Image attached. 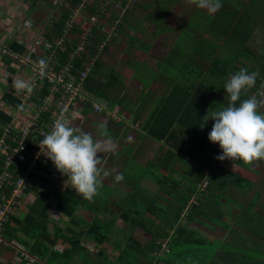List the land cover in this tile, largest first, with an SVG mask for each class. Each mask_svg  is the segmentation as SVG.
<instances>
[{
	"label": "trees",
	"instance_id": "1",
	"mask_svg": "<svg viewBox=\"0 0 264 264\" xmlns=\"http://www.w3.org/2000/svg\"><path fill=\"white\" fill-rule=\"evenodd\" d=\"M66 1L75 7L80 0ZM112 1L118 3L122 10L127 0ZM138 4L137 0L131 9L122 11L119 16L111 14L112 19H120L112 40L117 32H123L124 25L136 31L141 29L137 21H133L134 26L129 25L128 17ZM50 7L60 8L58 19L52 21L51 27H45L43 35L52 44L51 39L60 35L62 25L71 11L64 5ZM162 10L166 8L163 7ZM165 14L154 13L151 18L160 16L156 21L158 34L170 36L172 43L169 53L160 61L159 69H149L148 72L151 74V82L157 79L168 84L165 94L157 97L153 92L145 91L142 97H137L138 100L134 101L129 94L130 90L124 86L122 75L100 60L95 62L84 85V90L92 99L104 101L106 110L116 108L118 111V121L103 117L106 123L97 124L98 136L119 141L123 132L120 122L126 120L119 111L124 110L128 112L132 124L140 121V131L144 136L140 135L138 139L146 137L158 143V147L152 156L144 160H140L137 153L128 146L108 156L110 163L121 165L116 171L123 174L124 180L125 172L131 173L129 180H126L129 182L128 186L131 185L130 192L124 193L125 195H119L115 187L105 188L107 195L117 194L118 198L114 202L100 197L101 189H98L99 193L91 201L83 199L69 188L51 193L39 190L32 203L24 206V213L9 214L2 237L12 246L16 242L34 260L30 263L20 257L21 261L16 264H70L72 259L81 264H193V261L195 264H264V251L260 247V244L264 246V225L257 218L248 217V210L256 205L264 206V187L256 179L253 181L248 178L249 174L254 175V178L260 175V171L252 165L264 166V159L251 162L217 159L221 149L207 138L213 121L210 118L203 127L199 126L207 111L227 105L228 96L223 85L242 67L250 72L256 71L259 75L256 84L241 98L256 96L259 101L258 97L264 96V93H259L264 92V49L261 53H255L247 47L251 29L245 25L243 18L232 24L229 21L223 28L217 27L219 19L227 14L224 11H218L213 16L208 14L204 20H187L179 25L175 37V30L164 26ZM234 14L235 12H231L230 16ZM122 21L124 25H121ZM208 33L212 34L209 35L213 40L203 38ZM94 35L89 51L105 36L97 29L94 30ZM127 38V44L139 42L133 35ZM8 39L3 46L19 54L27 53L21 44ZM139 43L145 52L150 48V45ZM69 46L65 44L58 50L61 61ZM2 58L7 65V58ZM79 66L80 63L77 62L76 68ZM10 70L18 71L12 68ZM139 83L146 87L143 82ZM31 92L33 96L29 104L36 110L40 100L49 94L48 87L41 85ZM0 101L12 109H18L20 105L18 95L6 90L2 91ZM91 104V101L85 103L81 113L91 112ZM258 110L262 111V104ZM52 113V110L40 112L37 122L45 125ZM10 119L0 108V125L10 122ZM30 145L28 144L29 147ZM226 159L244 169L248 176L222 167L220 163H226ZM3 161L2 155L0 172ZM207 162H210L209 165H206ZM42 163L43 161L38 162L37 169H43ZM23 165L20 161L10 165V181H13L15 175L22 173ZM104 177L116 183L113 177ZM144 179L153 183L156 190L150 191L140 186ZM31 180L36 183L41 181V184L45 182L42 177L38 178L30 173L24 194L30 188L28 183ZM11 189L12 186H6L1 193L9 195ZM50 195L52 202H47L46 196L49 198ZM232 207L239 208V212L234 214L233 225H242L244 222L245 226L240 228L252 235L241 236L240 230L230 229L232 224L225 223L224 217L233 215ZM51 208L66 219L62 221L59 217L57 220L63 227L50 218ZM79 208L89 210L93 217L90 220L81 218L76 214ZM118 221L123 226L115 227ZM187 221L196 222L210 230L213 229L212 226L222 227L230 241L228 243L232 240L238 241L241 246L249 243L251 249L239 250V257L232 260L234 257L226 256V252H223L230 250L232 253L229 254L236 253L230 244L210 240L196 227L187 225ZM49 227L51 233L48 231ZM136 230L146 235L145 241L136 238ZM58 241L61 245L65 244L61 250L55 249ZM82 241L98 247L110 243L118 250V254L112 260L108 259L103 250L93 253L82 245Z\"/></svg>",
	"mask_w": 264,
	"mask_h": 264
},
{
	"label": "built area",
	"instance_id": "2",
	"mask_svg": "<svg viewBox=\"0 0 264 264\" xmlns=\"http://www.w3.org/2000/svg\"><path fill=\"white\" fill-rule=\"evenodd\" d=\"M89 2L90 0H80L75 7L70 6L66 0L54 2L58 6L64 5L71 13L62 25L60 35L51 39L52 44H49L48 40L40 35L34 40L33 49L28 48L27 53L19 54L6 48V46L0 47L1 57L7 58L9 68L23 73L26 84L31 85L32 89H39L41 85H47L49 91V94L40 100V104L35 110L29 104L33 96L32 92L15 90L20 103L16 110L17 114L20 116L29 115V120L21 123L20 126L0 125V156H4L0 172V249L12 245L2 237L6 218L20 206L29 174H36L38 162L46 159L40 153L38 144L44 135L51 130L55 120L63 118L68 123L74 115L75 109H81L85 103L90 101L93 114L104 118L108 117L115 121L118 119L116 108L112 111L106 110L104 101L92 99L84 90V85L95 62L100 60L105 49L111 43L112 36L120 23V19H112L106 24L107 20L104 17L107 16V11L111 9L113 13L119 16L122 11L131 9L137 0H127L122 10L119 4L112 0H97L93 5H90ZM88 7L89 16L76 21L80 12ZM51 25L52 21L48 27ZM95 29L105 36L89 51L88 47L95 39ZM65 44L70 46L63 61H61L58 50ZM79 59L80 61H78ZM41 60L45 62L43 66L40 64ZM77 62L80 63L79 68H76ZM41 71H43V75H41ZM49 110H52L53 113L45 121V125L41 122L38 123L39 113ZM28 144H31L30 147ZM18 161L24 164L23 171L19 175H15L13 181H10L12 175L8 169L11 164ZM6 186H12L9 195L1 193ZM17 247H14L16 253L24 260L30 263L34 261L25 251L18 250Z\"/></svg>",
	"mask_w": 264,
	"mask_h": 264
},
{
	"label": "rangeland",
	"instance_id": "3",
	"mask_svg": "<svg viewBox=\"0 0 264 264\" xmlns=\"http://www.w3.org/2000/svg\"><path fill=\"white\" fill-rule=\"evenodd\" d=\"M55 1L57 0H0V47H2V45L5 43V40L7 38L13 39L15 37L22 44H24V46L27 45L26 48L33 49L32 44L34 40H36L40 35H44L45 27L49 26L51 21L58 19L60 8L50 7V5L52 7L56 6L54 3ZM96 1L97 0H90L89 4L93 5ZM138 1H141V2L143 1L147 3L150 0H138ZM166 1H169V0H164L165 3ZM180 1H181L180 3L175 4L170 9V12L166 14V16L168 17L166 21L168 26L166 27H168L170 30H175L174 37L177 34V31H179L178 30L179 25L184 23L188 18V10H186L185 7L188 8V6L189 7L191 6V4L188 2H185V0H180ZM151 3H153L152 7L154 6L156 8L150 9L148 12H153L155 9L159 8L160 6L161 7L159 9H163L162 4H160L161 3L160 0H152ZM88 9L89 7L81 11L80 14L77 16L76 21L81 18H87L89 16ZM157 12L158 11H156V13ZM112 13L113 11L111 9L107 11V16L104 17L107 20L106 24H108V22H111ZM138 13L139 15H137ZM142 16H144V11L142 9H135V8L132 9L131 14L128 15V17L130 18L129 25L134 26L135 23H133V21L136 22L138 18L139 19L141 18L142 20L143 18ZM149 16L150 15L148 14L147 16L144 17V23L141 29H138L136 31L128 27L125 30L123 29V32H120V31L117 32L115 36L116 37L115 42L111 44L110 52H105L106 56L103 59V60H106V62H108L110 65H112L113 61H115V64H116L115 68H118V69L120 68L122 72V76L124 78L123 83L126 84L124 86H126L130 90L129 94L133 98L136 95L135 88L137 87V90H138V86L140 85L139 82H143L146 85V87L142 85L139 88L141 92L150 91V89L147 90L148 89L147 86L150 87L152 83L150 79L151 74L148 73L150 70L148 68L144 67L143 69V67H140L135 63L133 64V66H130V64L133 62H142L144 66H148V67L150 66L154 69V67H156V62L161 61L167 55L170 49V45L172 43V39L170 38V36L165 37L164 34H162V36L158 34V29L157 27H154V24L152 22L149 21ZM158 20L159 18H157V20L155 19V21L153 22L156 24V21ZM128 33H131V34H128ZM260 33H261L260 30L256 31L254 35L251 36L247 44V47L250 48L255 53H261L262 49H264V41H263V37L260 36ZM129 35L139 37V39L144 41V43L146 42L147 45H150V48L148 49V51L145 52L143 48L140 47L139 42L134 43V44H127V40H128L127 37ZM11 39H8V40H11ZM162 70L163 69L161 68L160 69L161 74H162ZM24 79H25V76L18 72L17 78L15 76L13 80H16V81L23 80L24 81ZM156 82L160 83L159 80H157ZM8 85L10 86L9 89L13 88L12 84L9 83ZM259 93L263 94L264 92L261 91ZM258 98H259V101L264 102L263 95L262 97H258ZM75 110L76 111H74V117L68 122V124L75 128L82 129L84 131L91 133L94 136V138L97 140V142L103 145L104 141L96 133L97 123L102 121V118L91 112H89L88 114L87 113L83 114V116H81L80 115L81 109H75ZM115 111L118 112L117 109H115ZM119 113L121 117H125L128 120V116L125 112L121 110L119 111ZM116 121H118V119H116ZM125 121L122 120V122H125ZM127 122H128V125L123 124L124 130H126V136L121 137V140L119 139L121 142L118 141V142H115L116 144H112L111 149L117 146L118 148H120L124 144L130 145L133 141L136 142V138H135L136 137V134H135L136 127L132 126L129 123V120ZM183 135L185 134L183 133ZM139 141L143 142L144 140L142 138ZM152 145L153 147L147 148L146 152L143 151L142 153V151H140L139 153L140 155H137V157L140 160H144L152 156L154 150L158 147V145H154V144ZM131 146L132 145H130V147ZM108 151L109 150H104V152H102L100 150L98 152V156L101 157V161H99L98 167L101 169V172H104L105 175L110 176V177H115V175L117 174V171L115 170L114 167H110L112 165H110V163L106 161V157L108 158L107 156ZM227 161L228 160L226 159V163L224 161L220 163V165L236 173H240V174L245 173V171L241 170L240 168L236 166H233ZM46 162L43 161L42 167L44 169L45 166L46 167L48 166L49 168L53 170V174H54L53 178L57 182L56 184L58 186V188L53 187L52 191H54L55 189H58V190L65 189V186L67 182L69 181V179H67V176L62 174L60 171H58L49 159L46 160ZM209 163L210 162H207L206 165H209ZM253 166L255 169L258 168V166L256 165H253ZM40 173L41 171L37 169V172L35 175L37 177H42ZM130 175L131 173L129 171L128 173L125 172V180H129L128 176ZM128 183L129 182H127L126 184L127 187H124V191H127V192L130 191V186H131V185L128 186ZM141 185H143V188H146V190L147 189H149L150 191L156 190V186L153 185V183L151 182H147L146 179L142 180ZM114 187L116 189H121V187H119L118 185H115ZM203 189H204V185L201 186V190ZM71 190L74 193L80 195L79 193L75 192L73 188ZM105 192H106L105 188H103L101 190V193L99 194L100 197H103L105 199V197L107 196V193ZM110 201L114 202L115 198L114 197L110 198ZM111 206L112 205H109L108 207H110V209H113V206L112 207ZM76 214H78V216L82 217L85 220H90L93 217L92 213L89 212V210L86 211L81 208L76 211ZM57 215L61 218L62 221L66 220L63 216L57 214L54 208H51L50 218L54 221L56 220ZM183 222L185 223V221ZM187 222H188L187 225L196 227L198 230L202 231L204 235H208V236L211 235L213 237H221L222 231L217 228H215V230L213 231H209L206 228L199 226L196 222H191V221H187ZM58 224L60 227H63L62 223H58ZM121 226H123V224L120 221L116 222L115 227L119 228ZM48 231L49 233L52 232L50 227ZM135 234H136L135 235L136 238L140 240L145 241L147 238L146 235H144V233L140 230H136ZM142 235H144L143 238H142ZM82 245L85 246L88 250H90L93 253L97 252L99 249L103 250L107 254L108 259H111V260L115 258L116 255L118 254V250L114 248V246H112L110 243H105L101 245L100 247H98V246H93L92 243H87L86 241H82ZM63 246H65V244L61 245V243L58 241L57 244L55 245V249L61 250ZM17 248H19L18 250L25 251L21 247H17ZM17 260L18 259H15V257H12L10 260H8V262L13 264V262H16ZM1 264H5V262L4 263L1 262ZM70 264H81V263L76 259H72Z\"/></svg>",
	"mask_w": 264,
	"mask_h": 264
},
{
	"label": "clouds",
	"instance_id": "4",
	"mask_svg": "<svg viewBox=\"0 0 264 264\" xmlns=\"http://www.w3.org/2000/svg\"><path fill=\"white\" fill-rule=\"evenodd\" d=\"M194 3L198 8L212 13L221 7L222 0H194ZM44 63L43 60L40 61L41 66ZM43 74L41 71V75ZM258 75V72H250L244 67L234 72L223 85L228 96L227 105L207 111L201 119L200 127L210 118L213 121L207 138L221 149L217 156L219 160L228 158L251 162L264 159V111L258 110L264 102L258 101L256 96L241 98L256 84ZM15 87L28 92L32 90L31 85L23 80H17ZM38 145L40 153L70 179L75 192L85 200L94 199L98 194L101 176L98 152L111 150L110 137H106L101 145L91 133L70 126L63 118H58ZM123 179L122 173H117L114 177L117 182Z\"/></svg>",
	"mask_w": 264,
	"mask_h": 264
},
{
	"label": "crops",
	"instance_id": "5",
	"mask_svg": "<svg viewBox=\"0 0 264 264\" xmlns=\"http://www.w3.org/2000/svg\"><path fill=\"white\" fill-rule=\"evenodd\" d=\"M222 1H224V2H222L221 3V7L218 9V10H216L215 12H212V13H209L206 9H202V8H198L196 5H195V3H194V0H185V2H188V3H190L191 4V6L189 7L188 6V8H186L185 7V9L186 10H188V18H187V20H191L192 18H194V19H196L195 21H199V18L200 19H202V20H204L203 18H206V16L208 15V14H210L209 16H213V14H215L216 15V13L219 11H224V12H226L227 14L225 15V17L223 18H221V20L219 19V21H220V23L217 25V27H220V28H223L224 26H227L228 24H229V21H230V24H232V22H235L237 19H240V18H243V19H245L244 20V22L246 23L245 25H247V26H250V29H251V33H250V36H249V39H248V42H249V40H250V38H251V36H253L254 35V33L256 32V31H258V30H260L261 31V33H260V36H262L263 37V41H264V0H222ZM139 2V4L138 5H136L134 8L135 9H142L143 11H144V16H142L143 18H142V20H141V18L139 19L138 18V20H137V22H139V27L140 28H142V25H143V23H144V17L145 16H147L148 14L150 15L149 16V21L150 22H152L153 24H154V27H157L156 25L157 24H155L153 21H155V19L154 18H158V17H160V16H158V17H154L153 19L151 18V16L154 14V13H156V11H158L157 13H160V12H163V14H165V11H166V14L168 13V12H170V9L175 5V4H178V3H180L181 1L180 0H169V1H166V3L164 2V0H160V4H162V6L163 7H165L166 8V10H162V9H159V8H157V9H155L153 12H148L150 9H154V8H156V7H152V4L153 3H151L152 2V0H150L149 2H147V3H145V2H141V1H138ZM182 5V4H181ZM133 8V9H134ZM231 12H235V14H234V16L233 15H231L230 16V13ZM165 14V15H166ZM137 15H139V13L137 14ZM167 16H165V20L167 21ZM187 20L184 22V23H186L187 22ZM166 21H165V23H164V26H168L167 25V23H166ZM125 23L122 21L121 22V25H124ZM128 28V26L127 25H124V30L125 29H127ZM131 29V28H130ZM128 34H131V33H128ZM210 33H208L207 35L205 34V35H203V38H206V40H209V39H211V40H213V38H211L212 36H210V35H212V34H210ZM135 37V36H134ZM135 38H137L138 39V41L139 42H143L144 43V41H142V40H140L139 39V37H135ZM9 39H11V38H9ZM14 39V41H16L18 44H21L24 48H25V51H27V49L28 48H26V46H24V44H22L19 40H17L15 37L13 38ZM12 39V40H13ZM115 39H116V37L113 39V40H111V43H109V47L104 51V53H103V55L101 56V58H100V62L101 63H103L105 66H110L111 68H115L116 67V64H115V61H113V63H112V65H110L108 62H106V60H103L104 59V57L106 56L105 55V52H110V49H111V44H113L114 42H115ZM205 40V39H204ZM217 40V39H216ZM11 41V40H10ZM218 42H220V40H217ZM145 44H147L146 42H145ZM125 47H126V45H125ZM169 53V52H168ZM167 53V54H168ZM3 58L2 57H0V90H1V88H2V90L0 91L1 93H0V96H1V94H2V91H4V90H6V91H9L10 93H12L13 91H15V90H18V89H16V87H15V82H16V80H13L14 79V77L16 76V78H17V74H18V72L19 73H21V74H23L22 72H20V71H11L10 70V68H9V66H8V64L6 65L3 61ZM9 62V61H8ZM137 64L138 66H140V67H143V69H144V67H146V68H148V69H151L152 71L154 70V71H157L158 69H159V64H160V61L158 62H156V67H154V69L152 68V67H148V66H144V64L142 63V62H133V63H131L130 64V66H133V64ZM116 70H117V72L118 73H120V75H122V72H121V70H120V68L118 69V68H115ZM123 77V76H122ZM123 80V79H122ZM157 80H154V81H152L151 83H152V85H150V87L148 86V89L147 90H149L150 89V92H153L152 94H154V96H161V95H163V94H165L168 90V84H166L165 82H161V80H159V82L160 83H157L156 82ZM12 84L13 85V90L11 91V89H9L10 88V86L8 85V84ZM4 85H5V87H4ZM124 85H126V84H124ZM142 85L140 84L139 86H138V90H137V87L135 88L136 89V95L134 96V98H133V100L135 101V100H138L137 99V97H142L143 95H144V92H141L140 90H139V88L141 87ZM4 87V88H3ZM156 87V88H155ZM152 89V90H151ZM19 91H21V90H19ZM14 94H16L15 92H13ZM154 98H153V96H152V100H153ZM0 108H1V110L3 111V112H5V114L7 115V116H10L11 117V119H10V122H8V123H5V124H10V125H14V126H20V124L21 123H23V122H25V121H27V120H29V115H25V116H20V115H18L17 114V109H12V108H10L9 106H7V105H5V104H3L1 101H0ZM264 103L262 104V111H264ZM115 109V108H114ZM76 111V110H75ZM82 111V109L80 110V112ZM123 112H125L126 114H127V116H128V120H129V114H128V112H126V111H124L123 110ZM92 113V112H91ZM142 113H145V111H142ZM81 116H83V114L81 113L80 114ZM98 116H100V115H98ZM74 117V115L72 116V118ZM101 118H102V121H100L99 123H97L98 125H100V124H104V123H106V121H105V119L103 118V116H100ZM71 118V119H72ZM70 119V120H71ZM127 120V118H126V121L125 120H123V121H125V122H120L121 123V128L123 129V132H122V134L119 136V139L121 140V137H124V136H126V130H124V126H123V124H127L128 125V121ZM140 121H137V123H135V124H132L131 123V121L129 120V123L132 125V126H134V127H136L135 128V130H136V142H132L130 145H132L131 147H130V145L129 144H124L122 147H120V148H118V146L117 147H114L113 149H111V150H109L107 153H108V155L107 156H110V154H115V152L116 151H120L121 149H123L124 147H126V146H128V147H130V148H132L136 153H137V155H140L139 153H140V151H142V153H143V151L144 152H146L147 151V148H149V147H153V145L152 144H154V145H158V143H156V142H154V141H151L150 139H148V138H146V137H144L143 138V142H140L139 140L140 139H138V137L141 135V136H144L143 135V133L140 131V123H139ZM4 125V124H3ZM140 132H141V134H140ZM0 137H1V134H0ZM100 138L103 140V141H105V139L106 138H104V137H101L100 136ZM146 138V139H145ZM119 140V141H120ZM115 142H118V141H112V144H116ZM121 142V141H120ZM102 152H104V150H101ZM46 160V159H45ZM48 160V159H47ZM99 161H101V157H100V159H99ZM106 161H108V159H107V157H106ZM46 162V161H45ZM109 162V161H108ZM47 163V162H46ZM110 163V162H109ZM108 163V164H109ZM230 164H232V163H230ZM110 165H112V166H110V167H114L115 168V170H118L120 167H121V165L119 164V165H117V164H115V163H110ZM233 166H236V167H238V168H240L239 166H237V165H234V164H232ZM253 165H256V166H258V168H257V170H259L260 171V175L259 176H257L256 178H254V175H251V174H249L250 176H248L247 175V172L245 171V173H242L241 175H244V176H248V178L250 177L251 179H253V181H254V179H256L257 180V183L260 185V184H262V187H264V166H261L260 164H253ZM252 165V166H253ZM253 168H254V166H253ZM241 169V168H240ZM255 169V168H254ZM40 171H41V175H42V179L43 180H45V182L43 183V184H41V181H39V183H36V181H30V183H28V185L30 186V188L27 190V192L24 194V197L20 200V202H21V205L12 213L13 215H17V214H19V213H24L25 212V208H24V206L26 205V204H30V203H32V201L34 200V198L37 196L36 194H38V192H40L39 190H44L45 192H48V193H51V192H53L52 191V188L53 187H57L58 188V186H57V182L54 180V178H53V170L51 169V168H49L48 166L46 167L45 166V169H42V168H40L39 169ZM241 170H243L244 171V169H241ZM105 176V174H104V172H101V176H100V185H99V188H101V190L103 189V188H106V187H109V188H112V187H114L115 185H118L119 187H121V189H119V191H118V189L116 190V192L119 194V195H122V194H124V193H127V191H124V187H127V181L126 180H122V181H116V183L114 182H112L111 181V179H108V178H106V177H104ZM107 176V175H106ZM39 178V177H38ZM41 178V177H40ZM113 179H114V177H113ZM48 180V181H47ZM142 182V181H141ZM141 182H140V186H142L143 187V185H141ZM147 182H149V181H147ZM50 183H52V184H50ZM70 184V185H69ZM154 185V184H153ZM35 186L37 187V188H35ZM72 187V185H71V181H70V179H69V181L67 182V184H66V186H65V188H69V189H72L71 188ZM35 188V189H34ZM146 189V188H145ZM64 190V189H63ZM147 190H149V189H147ZM58 191H62V190H58V189H55L54 190V192H58ZM105 191H106V189H105ZM128 192H130V191H128ZM106 193V192H105ZM117 194H114V195H111V194H108L107 196H106V199L108 200V201H110V198H115V200L118 198L117 196H116ZM125 195V194H124ZM79 196H81V195H79ZM46 200H47V202H52V198H51V195H50V197L48 198L47 196H46ZM246 200L248 201L249 200V195L248 196H246ZM80 209V208H79ZM81 209H83V208H81ZM83 210H85V209H83ZM87 211V210H86ZM239 212V208L238 207H232L231 208V214H233V215H230V217H227V216H225L224 217V221H225V223H227V224H232V225H230V229H234V230H240V232H241V236L243 235H245V236H248V235H252L251 234V232H249V231H242V229L240 228V226H242V227H244L245 226V223L243 222L242 223V225H233L234 223L232 222L233 220H234V214L235 213H238ZM56 213H57V211H56ZM58 214V213H57ZM78 215V214H77ZM248 217L250 218V217H254V218H257L258 219V221L259 222H261L262 223V225H264V206H258V205H256V206H254L251 210H248ZM58 218H59V216L57 215V218H56V220H58ZM82 218V217H81ZM56 220H54V221H56ZM228 220H230L229 221V223H228ZM56 223H57V221H56ZM57 225L59 226V224L57 223ZM213 227V229L212 230H210V229H207V230H209V231H213V230H215V228H217V229H219V230H221L222 231V233H221V237H213V236H208V235H205L206 237H208L210 240H213V241H217L219 244H227L228 242H230L229 241V239H228V237H226L227 235H226V232L224 231V229L222 228V227H217V226H212ZM260 241V240H259ZM228 244H230V246L232 247L231 249H235L236 251V253L233 255V254H229V253H232V251H230V250H224L223 252H226V256H232V257H234V258H232V260H234L235 258L237 259L238 257H239V254H238V251L239 250H242V249H244V250H246V249H251V245L249 244V243H245L243 246H241V245H239L238 244V241L236 242V241H234V240H232L231 241V243H228ZM14 245L15 246H18V247H20L19 245H17V243L16 242H14ZM13 245V246H14ZM12 245L11 246H9V247H11V248H13L14 249V247H13ZM262 246V247H261ZM7 248V247H4L2 250H1V252H0V264H1V262H5V264H11V263H9L8 262V260H10L12 257H15V259H18L16 262H13V264H16L17 262H20L21 261V259H20V255H18L17 253H16V250H11L10 248ZM260 247L262 248V251H264V246L262 245V244H260ZM22 248V247H21ZM236 256V257H235ZM22 258V257H21ZM234 264V263H233Z\"/></svg>",
	"mask_w": 264,
	"mask_h": 264
}]
</instances>
